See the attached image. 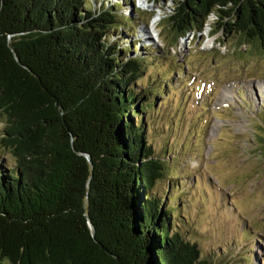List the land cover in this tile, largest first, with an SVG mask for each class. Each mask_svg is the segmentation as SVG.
I'll list each match as a JSON object with an SVG mask.
<instances>
[{"label":"trees","instance_id":"trees-1","mask_svg":"<svg viewBox=\"0 0 264 264\" xmlns=\"http://www.w3.org/2000/svg\"><path fill=\"white\" fill-rule=\"evenodd\" d=\"M93 4L0 0L2 145L14 158L0 159V264H212L175 224L182 181L155 190L178 175L148 143L159 92L136 84L149 58L115 32L134 37L135 20ZM175 5L173 43L214 15V33L264 50V0Z\"/></svg>","mask_w":264,"mask_h":264},{"label":"rangeland","instance_id":"rangeland-1","mask_svg":"<svg viewBox=\"0 0 264 264\" xmlns=\"http://www.w3.org/2000/svg\"><path fill=\"white\" fill-rule=\"evenodd\" d=\"M91 1L96 9L105 1L109 8L120 4L117 18L135 20V38L122 23L115 32L149 58L136 84L159 92L143 116L148 143L168 162V174L178 175L155 190L182 181V198L171 192L182 235L212 264H264V50L214 33V15L201 32L173 43L167 18L176 0H141L142 9L131 0ZM4 127L0 113V159L11 167Z\"/></svg>","mask_w":264,"mask_h":264},{"label":"bare ground","instance_id":"bare-ground-1","mask_svg":"<svg viewBox=\"0 0 264 264\" xmlns=\"http://www.w3.org/2000/svg\"><path fill=\"white\" fill-rule=\"evenodd\" d=\"M140 8V7H139Z\"/></svg>","mask_w":264,"mask_h":264},{"label":"water","instance_id":"water-1","mask_svg":"<svg viewBox=\"0 0 264 264\" xmlns=\"http://www.w3.org/2000/svg\"><path fill=\"white\" fill-rule=\"evenodd\" d=\"M133 6V5H132Z\"/></svg>","mask_w":264,"mask_h":264}]
</instances>
